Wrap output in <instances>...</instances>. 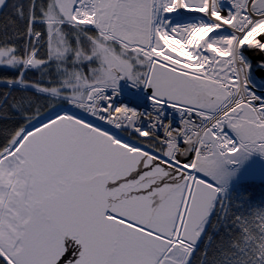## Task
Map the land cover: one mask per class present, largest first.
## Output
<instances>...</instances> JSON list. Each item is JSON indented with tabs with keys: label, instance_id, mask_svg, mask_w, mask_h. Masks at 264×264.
<instances>
[{
	"label": "snow or ice",
	"instance_id": "1",
	"mask_svg": "<svg viewBox=\"0 0 264 264\" xmlns=\"http://www.w3.org/2000/svg\"><path fill=\"white\" fill-rule=\"evenodd\" d=\"M0 13V264H264V0Z\"/></svg>",
	"mask_w": 264,
	"mask_h": 264
},
{
	"label": "trees",
	"instance_id": "2",
	"mask_svg": "<svg viewBox=\"0 0 264 264\" xmlns=\"http://www.w3.org/2000/svg\"><path fill=\"white\" fill-rule=\"evenodd\" d=\"M9 2L11 3V2H14V0H9ZM0 15H2V13H0ZM0 71H2V69H0ZM4 91V89L3 88H0V92H3ZM253 180H254V182L259 186L261 183H264V181H258V180H260V179H262L261 178V175L260 176H258V177H255V178H252Z\"/></svg>",
	"mask_w": 264,
	"mask_h": 264
},
{
	"label": "rangeland",
	"instance_id": "3",
	"mask_svg": "<svg viewBox=\"0 0 264 264\" xmlns=\"http://www.w3.org/2000/svg\"><path fill=\"white\" fill-rule=\"evenodd\" d=\"M260 176V168L258 167V165L256 166V173L252 178L258 177Z\"/></svg>",
	"mask_w": 264,
	"mask_h": 264
},
{
	"label": "bare ground",
	"instance_id": "4",
	"mask_svg": "<svg viewBox=\"0 0 264 264\" xmlns=\"http://www.w3.org/2000/svg\"><path fill=\"white\" fill-rule=\"evenodd\" d=\"M261 91H264V89H261ZM257 165H258V167L261 169V167H262V165H261V163L258 161L257 162ZM256 165V166H257ZM258 181H264V179H260V180H258Z\"/></svg>",
	"mask_w": 264,
	"mask_h": 264
}]
</instances>
